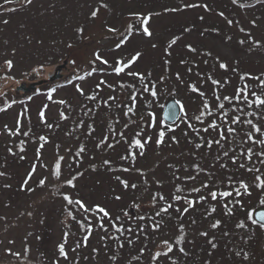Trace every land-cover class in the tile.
I'll list each match as a JSON object with an SVG mask.
<instances>
[{"label": "rangeland", "instance_id": "374dc122", "mask_svg": "<svg viewBox=\"0 0 264 264\" xmlns=\"http://www.w3.org/2000/svg\"><path fill=\"white\" fill-rule=\"evenodd\" d=\"M260 206L264 0H0V264H264Z\"/></svg>", "mask_w": 264, "mask_h": 264}, {"label": "water", "instance_id": "95a60500", "mask_svg": "<svg viewBox=\"0 0 264 264\" xmlns=\"http://www.w3.org/2000/svg\"><path fill=\"white\" fill-rule=\"evenodd\" d=\"M67 62L68 61L65 60L63 63L56 65L54 72L48 74V79L50 81L61 79L64 75L63 69L67 67ZM45 81L46 80L43 79L40 81L31 82L29 84L22 83L19 86H17L16 89L23 91H30L35 89L38 85L43 84ZM181 112H182V107L179 101L176 98L171 97L167 100L164 106L163 117L165 121H167L168 123H173L179 118ZM253 214L257 222L264 224V206H260L256 208Z\"/></svg>", "mask_w": 264, "mask_h": 264}, {"label": "flooded vegetation", "instance_id": "af4514ba", "mask_svg": "<svg viewBox=\"0 0 264 264\" xmlns=\"http://www.w3.org/2000/svg\"><path fill=\"white\" fill-rule=\"evenodd\" d=\"M178 124H180L179 121H178V122H175V123H173V124H166V127H167L168 129H170V128L175 127V126L178 125Z\"/></svg>", "mask_w": 264, "mask_h": 264}, {"label": "trees", "instance_id": "16d2710c", "mask_svg": "<svg viewBox=\"0 0 264 264\" xmlns=\"http://www.w3.org/2000/svg\"><path fill=\"white\" fill-rule=\"evenodd\" d=\"M165 125H166V123H165Z\"/></svg>", "mask_w": 264, "mask_h": 264}]
</instances>
